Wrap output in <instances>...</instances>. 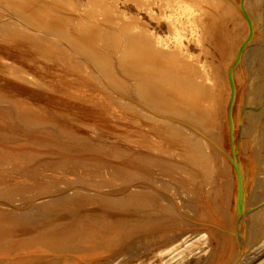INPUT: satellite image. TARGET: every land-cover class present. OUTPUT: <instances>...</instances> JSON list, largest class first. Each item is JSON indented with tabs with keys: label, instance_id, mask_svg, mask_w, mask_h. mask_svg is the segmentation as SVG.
Returning a JSON list of instances; mask_svg holds the SVG:
<instances>
[{
	"label": "bare ground",
	"instance_id": "obj_1",
	"mask_svg": "<svg viewBox=\"0 0 264 264\" xmlns=\"http://www.w3.org/2000/svg\"><path fill=\"white\" fill-rule=\"evenodd\" d=\"M258 219L264 0H0V264H238Z\"/></svg>",
	"mask_w": 264,
	"mask_h": 264
},
{
	"label": "rangeland",
	"instance_id": "obj_2",
	"mask_svg": "<svg viewBox=\"0 0 264 264\" xmlns=\"http://www.w3.org/2000/svg\"><path fill=\"white\" fill-rule=\"evenodd\" d=\"M215 186H218V183H215ZM215 189H218V187H214ZM222 201V200H221ZM182 203H183V206H185L184 207V209H186V210H184V209H182L183 211L182 212H184V213H182L184 216H188V215H190V216H188L189 218L191 217V218H193V219H191V222L192 223H197V221H199L200 222V220L202 219V218H204V221H205V226H206V228H208V229H210L211 231H213V232H215L216 234H218L217 232H219V234H218V236L220 237L221 236V238H223V240H225V242L223 243V247L221 246V247H219L222 243H220L219 241L217 242V239H214V240H212V241H214V242H210V237L209 236H207L206 238L209 240H207V241H204V240H200V242H198L196 245H195V247H194V254H196V253H199V254H202L203 256H202V260H205L207 257H205V254H204V252H206V251H208L209 249H210V247H213V248H216V249H218V250H216L215 249V252L218 254V253H220L221 254V258L222 259H226L227 258V255L229 254V251H230V249L231 248H228L227 249V246L229 245V246H231L232 245V243H231V240H232V234H231V231H232V228H231V224L227 221L228 219H227V217H226V215H223V213H218L217 211V213L215 214V216H214V219L213 218H210V219H208L209 217H206L207 219L205 220V216H202V217H200L199 215H197V211L196 212H193L194 210L192 209V206H191V209L189 208L190 207V203H185L184 201H182ZM186 204V205H185ZM189 204V205H188ZM187 205H188V207H187ZM189 210H188V209ZM191 210V211H190ZM188 211V212H187ZM189 213V214H187V213ZM192 212V213H191ZM185 213H186V215H185ZM193 214V215H192ZM217 216V217H216ZM224 216V217H223ZM199 217V218H198ZM188 218V219H189ZM198 218V219H197ZM217 219V220H216ZM193 220V221H192ZM196 220V221H195ZM208 220V222H210V220H212L213 222H211V223H208V222H206ZM224 220V221H223ZM203 220L201 221V222H204ZM217 221V222H216ZM198 222V223H199ZM258 222V223H257ZM260 222V223H259ZM218 223V224H217ZM211 224V225H210ZM215 224H216V226H215ZM220 224V225H219ZM218 225V226H217ZM223 225V226H222ZM259 225V226H258ZM262 225V226H261ZM247 226V227H246ZM256 228H255V227ZM214 227V228H213ZM222 227V228H221ZM224 227H225V229H226V231H225V229H224ZM249 227V225H245V228H246V230L248 229V231L246 232L245 230H244V243H243V249H242V252L244 253V255H243V253L241 252V255H240V259H239V261H238V264H264V224H263V222H262V220L260 219H258V220H256V222H253V224H252V226H251V228L249 229L248 228ZM254 228V229H253ZM216 229V230H215ZM252 229V230H251ZM203 231L204 232H206L207 231V229H206V231L203 229ZM230 231V232H229ZM258 233H257V232ZM201 232H202V230H201ZM249 232L251 233V234H249ZM226 233H228V234H226ZM248 233V234H247ZM207 234H209L208 233V231H207ZM247 234V235H246ZM260 234H261V236H260ZM249 235V236H248ZM254 235V236H253ZM258 235V236H257ZM218 237V238H219ZM210 238V239H209ZM229 239V241H228V239ZM249 238H251L250 240H249ZM205 239V238H204ZM261 239V240H260ZM260 240V241H259ZM263 240V241H262ZM227 241V242H226ZM254 241V242H253ZM258 243H257V242ZM206 242H209L208 244L206 243ZM250 242V243H249ZM201 243V244H200ZM211 243V244H210ZM215 244V245H214ZM218 244H220V245H217ZM244 244H245V247H244ZM255 244V245H254ZM199 245V246H198ZM202 245H203V247H202ZM207 245V246H206ZM255 246H257V247H255ZM197 247H200V248H202V249H204L203 250V253H202V249H200V248H197ZM221 250H220V249ZM224 248V249H223ZM252 248V249H251ZM249 249V250H248ZM260 249V250H259ZM251 251V252H250ZM255 251V252H254ZM226 253V254H225ZM254 253V254H253ZM259 255V256H258ZM262 256V257H261ZM244 257V258H243ZM247 258V259H246ZM242 259V260H241ZM258 259V260H257ZM254 260V261H253ZM251 261V262H250ZM246 262H248V263H246ZM192 264H194V263H192Z\"/></svg>",
	"mask_w": 264,
	"mask_h": 264
}]
</instances>
